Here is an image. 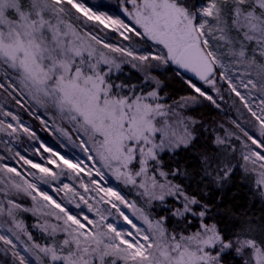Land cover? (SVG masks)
Returning a JSON list of instances; mask_svg holds the SVG:
<instances>
[{
    "label": "snow or ice",
    "instance_id": "6c2138e0",
    "mask_svg": "<svg viewBox=\"0 0 264 264\" xmlns=\"http://www.w3.org/2000/svg\"><path fill=\"white\" fill-rule=\"evenodd\" d=\"M117 4L0 0V264H264V216L221 227L210 198L239 172L264 200V0ZM12 103L50 113L75 161L14 151L39 137Z\"/></svg>",
    "mask_w": 264,
    "mask_h": 264
},
{
    "label": "trees",
    "instance_id": "16d2710c",
    "mask_svg": "<svg viewBox=\"0 0 264 264\" xmlns=\"http://www.w3.org/2000/svg\"><path fill=\"white\" fill-rule=\"evenodd\" d=\"M124 72L136 75L134 70L129 67H125ZM165 77L168 78V74H165ZM165 91L170 94V99H172L185 94L188 90L181 82H174L169 78L168 87ZM193 114L199 115L204 121L225 122L221 112L212 108L207 102H203L201 106L197 107ZM36 134L39 135L40 131L36 130ZM183 158L184 154L181 153V159ZM164 159L167 162L168 156L165 155ZM186 163L190 168L197 167L195 158H188ZM185 183L189 182L185 181ZM199 188L203 189L204 185L201 184ZM188 190H196V194L200 195L195 182L191 183ZM217 197H222V199L217 202ZM210 198L217 204L218 219L221 221V227L232 228L240 222L245 212L255 214L257 217L264 216V200L254 194L251 183L247 180H242L239 172L235 173L222 189H211Z\"/></svg>",
    "mask_w": 264,
    "mask_h": 264
},
{
    "label": "rangeland",
    "instance_id": "374dc122",
    "mask_svg": "<svg viewBox=\"0 0 264 264\" xmlns=\"http://www.w3.org/2000/svg\"><path fill=\"white\" fill-rule=\"evenodd\" d=\"M91 2L96 3V2H101L104 7H102L100 10L101 11H110L114 15H121L119 12L117 0H91ZM127 67V66H125ZM125 69V68H124ZM12 107L13 111H19L21 114L22 119L24 120L25 124L30 126L31 128L40 131V134H36L39 139L37 140H30L26 135L21 134V140L19 142H15L12 146L15 150H18L22 155H25L26 157H31L34 160H37L38 162H43L40 161V158L37 156H33L32 153L35 151L36 147H38L40 142H44L46 145L52 147L53 149L60 151L64 154H66L68 157L72 158L73 161H75V157L77 155H80L79 149H74L68 142L60 136V134L56 131V125L53 123V119L51 118L50 113H46L44 109H39V116L43 119H45L49 125V127L46 129L43 125L40 123V119L37 118V115H28L27 112L19 109L18 106H16L14 103L10 105ZM221 116L224 118L225 122L228 123V121L231 118H234L237 113L235 112L234 109H231L228 107V105L224 106V111H220ZM227 113V114H226ZM208 122V121H205ZM221 122V121H219ZM247 127V125H245ZM250 131H255L254 129H249ZM64 143L66 147L61 148V143ZM0 154H3L5 156L8 155L7 151L3 148V145L0 144ZM45 155H48L47 153ZM5 163H11L15 165L16 161L11 160V161H4ZM87 179V178H85ZM67 182V181H66ZM106 186H116L114 181H109ZM122 188V186H120ZM47 190V189H46ZM50 191V190H49ZM81 192L83 191L82 189L80 190ZM125 192L127 191L126 189L124 190ZM55 198L60 199L63 196V193H53L50 192ZM90 195H95V193H90ZM132 196H129V199H132ZM122 223V222H121Z\"/></svg>",
    "mask_w": 264,
    "mask_h": 264
}]
</instances>
